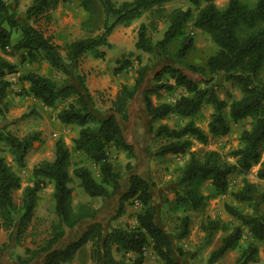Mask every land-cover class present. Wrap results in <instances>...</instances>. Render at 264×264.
<instances>
[{
    "label": "trees",
    "instance_id": "obj_1",
    "mask_svg": "<svg viewBox=\"0 0 264 264\" xmlns=\"http://www.w3.org/2000/svg\"><path fill=\"white\" fill-rule=\"evenodd\" d=\"M61 1L32 0L25 10L26 23H23L15 17L8 2L0 0V50L7 56L20 53L22 63L47 62L58 72L75 74L74 82L59 84L53 77L26 70L20 73L19 80L29 83L27 94L30 93L47 107L55 108L66 102L58 111L57 118L63 124L78 128L72 143L76 151L82 152L98 167L99 177L96 178L87 165L74 163L70 150L62 139H58L54 157L33 167L35 181L32 186L24 188L21 203L18 204L14 192L21 188V177L0 155V229L14 228L17 239L24 234L35 215L42 184L48 180L53 185L51 213L57 220L51 221L49 236L42 245L36 249L28 248L26 257H18L20 263L29 264L39 254L46 253L43 264H67L90 245L92 264H144L148 246L163 264H185L174 258L172 236L156 221L157 204L147 179L131 173L128 189L120 195L118 214L123 211L124 202L130 199H136L141 205L136 214L137 224L130 228L114 226L106 229L102 222L95 220L99 208L90 202L73 204L72 185L77 179L79 187L90 197L108 199L119 193L122 175L111 159L110 149L121 150L129 158H135L134 145L127 141L121 122L129 121V106L150 70L147 64L138 68L134 84H122L108 114L101 117L94 108V96L86 85V77L78 69L81 58L90 54L96 59H104L106 52L102 48L111 47L109 36L117 25H129L148 10L163 11L164 5L172 0H130L120 4L114 0H98L104 11L98 32L59 44L31 21L47 15ZM189 2L191 6L188 8H173L165 13L167 28L156 42L149 35V25L142 23L138 29L136 49L147 54L157 52L162 56L168 55L170 44L183 35L186 24L193 20L194 27L215 44L216 51L207 57L203 65L186 63L195 46V38L187 35L174 57L190 71L203 76L222 74L226 81L239 88L241 96L228 104L219 96L218 86L211 78L204 79V85H201L179 67L165 65L155 73V84L143 91L145 110L150 117L149 132L155 138L164 140L156 154H183L193 146L194 141L207 145L214 137L228 135L232 123L249 119L250 124L240 135V146L227 154L217 150L190 152L189 160L180 169L178 189L174 194L175 206L185 213L180 219L178 239L188 237L191 217L187 213L206 206L207 196L201 190L205 182H210L215 193L226 194L230 176L242 175L243 185L231 195L237 203H251L257 198L260 187L258 183L249 181L247 175L260 164L257 177L264 180V0L251 3L229 0L223 8L217 6L216 0ZM80 4L89 13L88 23L92 0H80ZM13 30L20 32L16 41L12 38ZM120 69L116 68L115 72ZM17 70L13 62L0 54V113L6 108L4 99L10 84L5 75ZM164 77H167L165 81ZM175 87L183 88L185 94L174 103L154 102L153 96ZM206 105L213 109L207 131L193 120L181 127H171L166 123L153 126V122L170 115L192 118ZM40 140L39 132L18 137L8 130L0 131V142L9 147L13 161L19 167L26 165L27 154ZM260 196L264 201V190ZM225 210L241 224L221 239L220 246L211 252L208 262H218L240 244L243 226L249 230L250 241L241 251L236 264L257 261L261 251L259 244L264 243V215L249 216L229 203H225ZM87 220L93 222L76 239L64 247H55L65 236L67 228H76ZM202 229L210 240L214 231L220 229V223L209 221ZM262 251L264 253V248Z\"/></svg>",
    "mask_w": 264,
    "mask_h": 264
},
{
    "label": "rangeland",
    "instance_id": "obj_2",
    "mask_svg": "<svg viewBox=\"0 0 264 264\" xmlns=\"http://www.w3.org/2000/svg\"><path fill=\"white\" fill-rule=\"evenodd\" d=\"M14 13L15 17L23 23H26L25 11L24 9L32 2V0H6ZM117 4L123 1L130 0H114ZM229 0H216V4L219 8L225 7ZM245 2H254L255 0H242ZM61 3L71 5L72 7H81L80 0H62ZM191 4L189 0H173L164 5L163 11L159 10H148L143 13V15L132 21L129 25L119 24V28L124 30L125 38V48L123 51L115 50L113 47L102 48L106 52L104 59H96L92 55L87 54L86 59L97 61L100 64H105L107 67V84L102 89L98 90L94 94V108L101 117L106 116L110 110L111 97L113 96L115 90H119L123 82L130 85L134 84L135 77L137 75V70L143 65H149L150 70L147 72L144 83L141 85L137 96L134 99V111L130 116L128 122H121L124 129L125 137L127 141L134 145L135 158H129L126 153L115 148L110 149L111 159L116 167V169L121 173V190L115 196L103 199L100 197H88L85 201V193L83 190L78 189V185L74 182V205H78L80 202H90L95 207L99 208L97 215V220L102 222L106 229L119 226L124 228H130L137 224L136 214L140 211L141 205L136 199H130L124 202L123 211L118 214L120 209V195L126 190L123 185L128 187L129 176L131 173L139 174L149 181L151 184V191L153 193L154 201L157 204L156 221L171 234L174 238V242H178L176 237L181 231V218L185 215L180 209H178L174 204V194L178 189V179L180 174V169L189 160L190 152L195 151H205V150H217L222 154H227L231 150L236 149L240 146V135L242 131L249 128L250 120H242L237 123H232L231 131L228 135L214 137L210 140L207 145L194 142L193 146L183 154H169L166 156H158L156 154L157 149L164 143V140L155 138L149 132L148 123L149 118L147 113L144 111V99L143 91L147 88L152 87L155 84L154 75L157 71L161 70L165 65H173L182 69L187 73L192 79L201 82L204 79H212L214 83L217 84L219 89V96L225 99L228 104L232 100L239 98L241 96L240 90L237 86L232 85L231 82L226 81L222 74H214L212 76H203L201 74L190 71L182 62L174 57L175 53L180 47L184 36L190 35L195 38V46L186 58V63H191L195 65H203L207 57L213 54L217 47L211 41V39L201 31H194L192 29V21L190 20L184 30L183 35L178 36L169 46V54L166 56L159 55L157 52L154 54L138 53L134 49V40L137 38L138 29L142 23L149 25V35L153 41H158L162 38L164 31L167 28V24L164 21L165 13L169 12L173 8H188ZM196 10H194V14ZM104 19V11L98 0H92V11L91 20L81 29L85 31V36L91 32H98L100 26L102 25ZM39 20V19H38ZM38 20L34 21L33 24L38 26L47 36L54 38L52 34L53 29L49 28V24L41 22ZM47 22L48 20H44ZM49 22V21H48ZM126 28V29H124ZM120 29V30H122ZM121 34V33H120ZM20 35L18 30H13L12 38L16 41ZM120 36V35H119ZM67 40L59 39L57 43L63 44ZM12 62L16 65L17 72L16 76L26 70H36L43 71L44 67L41 66L31 67L28 63H22L20 58V53H15L10 55ZM88 60L86 65L84 60H82V73L86 77L88 75L94 74L98 71V65L91 64ZM84 66V69H83ZM87 66V67H86ZM86 67V68H85ZM121 68L118 73L115 72L116 68ZM37 68V69H36ZM87 70V71H85ZM109 72V73H108ZM14 73H6L5 78H10ZM75 74L65 75L61 72H56L53 78L59 83L71 82L74 80ZM96 75V74H94ZM167 77H164V81ZM170 82H172L170 80ZM10 83L16 84L17 90L10 92L19 102L15 103V107L8 109L6 106L3 113H0V131H10L13 134L22 137L30 132H41L35 130L40 123L43 121L42 111L35 104L28 103L25 100V94H27L26 88L19 86L21 85L18 81H13L11 79ZM182 94H185V90L181 87H175L169 91H162L161 94L153 96V100L158 104L162 102L174 103ZM24 100L23 102H20ZM66 102L54 108V110L61 109ZM98 105V106H97ZM17 106V107H16ZM97 106V107H96ZM143 107V109L141 108ZM14 111L13 114H9V111ZM213 112L212 107L206 105L203 109L192 118H180L176 115H170L163 119L161 123L158 121L153 122V126L156 127L159 124L166 123L171 127H181L186 122L193 120L197 125L203 128L205 131L208 130V123L210 121L211 113ZM228 113V110H227ZM76 127V126H74ZM77 128V127H76ZM78 129V128H77ZM59 136L55 137L52 135L51 140L56 142ZM52 145L47 144V140H40L35 142L33 148L29 152L30 162L33 164L39 163L43 160L52 159L54 152ZM0 155L6 157L8 162H11V154L9 147L0 142ZM73 162L76 164H85L91 170L96 178L99 177V170L87 157L79 151H74ZM264 160V155L262 161ZM233 161V160H232ZM257 166L249 174V180L253 179V171H256ZM26 178L28 179L29 176ZM31 179V177H30ZM244 177L242 175L234 174L229 178V189L226 194H217L214 192L210 182H205L201 186V190L204 195L207 196L206 206L202 209L191 211L188 214L191 217L189 224V234L186 237L187 244L184 246H178V243L174 247V258L184 262L185 264H210L208 262L211 252L216 249L221 244V239L229 234L235 227L239 226L240 222L233 218L226 210L225 203H229L235 207H238L242 212L248 214L249 216H261L264 215V201L260 196L261 191L264 190V181H258L260 191L257 194L255 201L251 203H237L233 200L231 193L238 190L243 185ZM35 178L33 179V182ZM43 187L38 195V205L37 209L39 213H45V216H37L34 219V224L31 223L33 228H28L26 232L21 236V244H16V246L10 249L7 253V247H0V264H22L18 261V257H26V250L36 249L41 243H43V234L45 229L51 223L49 219L53 207L52 191L53 185L45 180L43 182ZM14 199L17 203L21 201V193L16 192ZM43 217V218H42ZM209 221H219L220 229L214 231L211 239L206 238V234L202 229L203 225L209 223ZM90 222H83L77 228L68 232L66 239H64L57 246L63 245L68 240L77 238L81 233L82 229L86 227ZM243 237L240 244L233 250H230L222 259L214 264H236V260L239 257L241 251L246 247L250 241L249 230L247 227L243 226ZM18 243V242H16ZM42 245V244H41ZM260 245V255L257 261L250 264H264V243ZM56 246V247H57ZM90 245H87L76 257L74 264H92L90 260ZM38 260V259H37ZM38 262H34L39 263ZM72 263V264H73ZM144 264H163L162 261L154 254L152 247L148 246L146 250V259Z\"/></svg>",
    "mask_w": 264,
    "mask_h": 264
},
{
    "label": "crops",
    "instance_id": "obj_3",
    "mask_svg": "<svg viewBox=\"0 0 264 264\" xmlns=\"http://www.w3.org/2000/svg\"><path fill=\"white\" fill-rule=\"evenodd\" d=\"M172 1H170V2H172ZM226 5H227V3H226ZM26 8L24 9V11L26 10ZM46 19L49 22L48 21L45 22L44 20H46ZM88 19H89V13H87L83 8H80V7H77V8L76 7H72L71 5L64 4V3H61L60 2V4L57 6L56 9L49 11V13H47V15L42 16L41 18H39L38 23L44 22V23H46V25L49 24V28H52L53 29L52 34L54 35V38L52 37V39H53L54 42L57 43L59 39L71 41V40H74V39H77V38L84 37L85 36L84 35L85 34V31L83 29H81V26H83L85 23H87ZM191 21H192V29H193V32L194 31H199L197 28L194 27L193 20H191ZM33 22L34 21L32 20L31 23L33 24ZM120 29H122V28H119V25H117L116 28L114 29V31L112 32V34L109 36V42L111 43V46L113 47V49H115V50L117 49L119 51H123L124 48H125V38H126V35H124V30L123 29L120 30ZM124 29H126V28H124ZM184 30H186V28H184ZM50 37H51V35H50ZM136 41H137V38L134 40V43H133L134 49H136V47H135ZM137 51H138L139 54L140 53H145V52H142V51H139V50H137ZM0 54L4 55L9 61L12 62L11 57L3 54V52L1 50H0ZM85 57H86V55L83 56L81 58L80 62H79V68L78 69H79L80 72L82 71V69H81L82 68V60L85 61V63L83 64L84 66L86 65V63L88 62V60H90V58L89 59L88 58L86 59ZM90 61H93V60H90ZM91 64H94V65L97 64L98 65V67H97L98 68V71L94 73L96 75H94V74L88 75L87 81H86V85L89 88V91L94 96V94L98 90H100V89H102L103 87L106 86V84H107V75L106 74H107V70L108 69L105 66V64H100L97 61H93V62H91ZM29 65L31 67H34V66L39 67V66H41V64H38V63L29 64ZM42 65L45 68L44 69V72L43 71H40V70L38 72L41 73V74H44L46 76L53 77V75H54V73H55L56 70H54L53 68H51L50 65L47 62H43ZM84 66H83V69H84ZM85 71H87V70H85ZM5 79L7 81H9V82L11 81V79L13 81H18V82L21 83V85H19L21 87H22V83H23V87L26 88V90L29 91V83L21 82L19 80V76H16L15 73L11 75V79L10 78H7V77ZM71 82H74V80L71 81ZM123 84H127L128 86H131L130 84L125 83V82H123ZM17 86L18 85H16V84L10 83L9 86H8V88H7L6 96H5L4 101H5V104L8 107V109H10V108L12 109V107H15L14 106L15 103L19 102L17 100V98L15 97V95L14 94L12 95L10 93L12 91L15 92L17 90ZM117 93H118V89L115 90L113 96L111 97L112 98L111 100H114V98H115V96H116ZM25 95H26L25 96V100L27 99L28 100V103L37 105L39 107V109L43 113L41 115L42 118H43V121L40 123V125L35 130H38V131L41 132V135L40 136H41V139L42 140L43 139L44 140H47V144L48 145H52L51 146L52 149H53L52 153L55 151V143H56V142H53V140H51L52 135H54L55 137L59 136V139H62L63 140V142L65 143V145L67 146V148L70 150L71 154L73 155V152L75 151V147H74V145L72 143V140H73V138H75L77 136L78 129L76 127H74V125L63 124V123H61L58 120L57 114H58V111L60 109L59 110H54V108L47 107V106L43 105L41 101L35 99L33 97V95H31L30 93L29 94H25ZM134 99H133V101H134ZM133 101L131 102V104L129 106V114H130V116L132 115V113L134 111V108L132 107L134 105V102ZM20 102H23L24 103V100H22ZM111 104H112V101H111ZM110 107H111V105H110ZM141 108L143 109V107H141ZM14 111L10 110L9 111V114H13ZM144 111L146 113L145 106H144ZM148 118L150 119L149 116H148ZM162 120L163 119H159V120H157V122L159 121L161 123ZM194 142L197 143V141H194ZM48 160H50V159H48ZM25 161H26V165L23 166V167H19L13 161V157L11 158V162H8V160H7V162L13 167V169L21 177V188L18 189V190H16L14 192V195L16 194V192H20L21 193V197H22V193H23L24 188L27 187V186H32L33 185V183H34L33 182L34 177L32 175V171H33V167L36 164H38V163H36V164H33L32 165V163L30 162L29 153L27 154ZM262 162H264V160ZM256 166H257V169H256V171H253L254 173L252 175L253 176V179H251V180L248 179V180L251 181V182H256L257 183L258 181H264V180H261V179H259L257 177V170L259 169L260 164H258ZM252 170H254V167H253ZM252 170L250 171V173L252 172ZM23 173H24V177L25 178H26V175L25 174H27V177L29 176V178L28 179L23 178ZM248 176L249 175H247L246 178H248ZM30 177H31V179H30ZM257 179H258V181H257ZM74 182L78 185V189L79 190L80 189L83 190L81 187H79V181L77 179H75ZM74 182H73V184H74ZM123 186H125L124 188L126 190L128 189V187L126 185H123ZM128 186H129V184H128ZM83 192H84V190H83ZM39 194H40V192H39ZM87 196L88 195L85 193V201L89 200V199H87ZM88 197H90V196H88ZM20 203H21V201H20ZM20 203H18V204H20ZM73 204H74V192H73ZM37 205H38V201H37ZM36 209H37V206H36ZM192 211H195V210H192ZM190 212L191 211H189L187 214H190ZM44 214L45 213H39V211L36 210L35 211V215H34L32 221H31V223L34 224V219L37 216H45ZM49 214H50L49 219H51V221L52 220H55V221L57 220V217L53 213H49ZM47 216L48 215H46L45 217H47ZM95 220H97V217L95 218ZM87 221H89L90 223L93 222L92 220H87ZM84 222H86V221H84ZM31 223L29 224L28 228H33L32 225H31ZM239 224H241V223H239ZM88 225H86V227ZM28 228H27V230H28ZM73 229H75V228H73ZM73 229L67 228L66 229L65 236L61 240H59V242L57 243V245L60 244L64 239H66V236L68 235V232L71 231V230H73ZM83 230L84 229H82V232H83ZM49 233H50V224L47 227V229H45V231H44V234H43V240L44 241L48 238ZM16 236H17V231L14 228H12L11 230H3V229H0V247H4V246L7 247L6 248L7 249V253H9L8 251L10 249L14 248L16 246V244H21V240H22L21 239V236L22 235L18 239L16 238ZM170 236H171V234H170ZM74 239H76V238H73L71 240L66 241L61 246H57L56 245L57 247L56 246L55 247L56 248L64 247L67 243H69L70 241H72ZM173 239L174 238L172 237L173 248L176 246L177 243H178V246L180 245V246L186 247L185 246L187 244L186 238L179 239L177 243H175ZM16 242H18V243H16ZM41 244H43V243H41ZM84 248H86V247H84ZM77 255H76V257H77ZM45 256H46V253H43V254L41 253V254H39V256H37L31 262H29V264H35L34 262H36V261L38 262V260H40V261H39V263H36V264H43V261H44ZM76 257L73 259V261H71L70 263H67V264H72L74 262V260L76 259Z\"/></svg>",
    "mask_w": 264,
    "mask_h": 264
}]
</instances>
